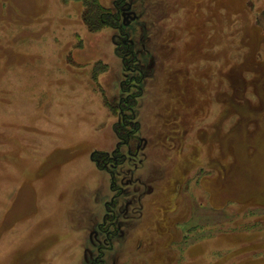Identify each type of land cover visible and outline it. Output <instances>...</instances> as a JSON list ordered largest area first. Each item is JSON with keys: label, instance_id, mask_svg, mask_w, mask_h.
<instances>
[{"label": "rangeland", "instance_id": "374dc122", "mask_svg": "<svg viewBox=\"0 0 264 264\" xmlns=\"http://www.w3.org/2000/svg\"><path fill=\"white\" fill-rule=\"evenodd\" d=\"M98 1L0 0V264H264V0Z\"/></svg>", "mask_w": 264, "mask_h": 264}, {"label": "flooded vegetation", "instance_id": "af4514ba", "mask_svg": "<svg viewBox=\"0 0 264 264\" xmlns=\"http://www.w3.org/2000/svg\"><path fill=\"white\" fill-rule=\"evenodd\" d=\"M119 3V2H118ZM121 15L124 17V20H126L124 22L125 25H128L129 22L131 20L134 19V17H132V13H131V10H130V7L127 6V7H123L121 8ZM111 26V25H110ZM113 26V25H112ZM122 28H119L120 32L122 31ZM123 42H125V40H123ZM130 58V57H129ZM131 59V58H130ZM121 60H122V63H127V61H132L133 60H126L124 57L121 56ZM129 102V101H128ZM126 100L124 101V103L122 102L119 106L120 107H123V108H127L126 106ZM120 103V102H119ZM128 110V109H127ZM130 110L132 111V109L130 108ZM130 110H128L130 112ZM131 118V116H130ZM135 122V120L131 121V123ZM116 123L120 124L119 121H117ZM130 123V124H131ZM129 124V123H128ZM114 133L116 135V137L118 138L117 139V143L115 145V148L112 150L111 153H103V154H100V156L98 158H95L93 157V161L98 165L101 164V166L103 167V169H106L108 170V172L110 173V188L111 190H113V192H115L117 189H121L122 190V187L118 185L117 181H116V178H117V169H118V164H124L126 163L128 160H130V157H131V145H129L130 141H131V136L129 137H122L121 134H118L117 130H116V124H115V128H114ZM133 130L130 129L129 130V134L132 132ZM122 145H125L127 147V152L124 154V153H121L119 151V148L122 146ZM136 147H139V142L138 144L135 145ZM141 147V146H140ZM114 198L112 197L111 200H109V202L113 201ZM108 205V204H106ZM108 211V209H107ZM106 214H108L106 212ZM110 214V213H109ZM105 218V216H104ZM103 218V221L105 222V219ZM98 259V258H95V260ZM97 261V260H96Z\"/></svg>", "mask_w": 264, "mask_h": 264}, {"label": "trees", "instance_id": "16d2710c", "mask_svg": "<svg viewBox=\"0 0 264 264\" xmlns=\"http://www.w3.org/2000/svg\"><path fill=\"white\" fill-rule=\"evenodd\" d=\"M80 1L83 4L82 18L89 30L97 31L105 25H113L116 22L119 12L115 11L114 13H110L106 11L105 7H103L98 0H80ZM90 14L92 16H90ZM253 71H255L256 73H260L262 76H264V72H263L264 68L260 67L258 63H255L253 65ZM259 85L256 84L255 88H257ZM257 89L259 92L258 95L264 98V89L260 86ZM126 106H127L126 109L128 110H130V108L132 109V111L130 110V116L131 118H133V120H135V101L126 103ZM253 111L254 109L251 112ZM261 118L264 120V114H262ZM116 130L118 134L122 135V131H120V127L118 123H116ZM132 130H133L132 131L133 134L136 133L138 130V122L136 120L134 122V126Z\"/></svg>", "mask_w": 264, "mask_h": 264}]
</instances>
